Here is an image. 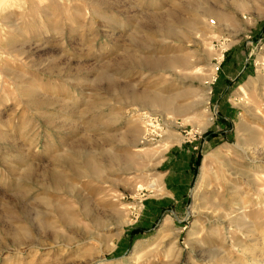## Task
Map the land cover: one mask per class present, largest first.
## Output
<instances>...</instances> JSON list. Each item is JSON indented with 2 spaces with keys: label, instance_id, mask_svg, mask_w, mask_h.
<instances>
[{
  "label": "rangeland",
  "instance_id": "1",
  "mask_svg": "<svg viewBox=\"0 0 264 264\" xmlns=\"http://www.w3.org/2000/svg\"><path fill=\"white\" fill-rule=\"evenodd\" d=\"M9 4L0 264H264V196L258 207L253 193L264 175V3ZM167 130L181 136L163 149ZM173 158L188 184L174 200L164 187Z\"/></svg>",
  "mask_w": 264,
  "mask_h": 264
},
{
  "label": "bare ground",
  "instance_id": "2",
  "mask_svg": "<svg viewBox=\"0 0 264 264\" xmlns=\"http://www.w3.org/2000/svg\"><path fill=\"white\" fill-rule=\"evenodd\" d=\"M10 1H12V0H0V8H1V5H2V3H4V4H6V6H11L9 3H10ZM202 1V0H201ZM241 1V0H240ZM252 1V0H251ZM253 1H258V2H261V3H264V0H253ZM241 3V2H240ZM235 4H237V3H235ZM242 4V3H241ZM243 4H245V3H243ZM198 5V4H197ZM193 6V5H192ZM207 10V9H206ZM205 10V11H206ZM2 11L0 10V13H1ZM205 14H207V13H205ZM204 14V15H205ZM203 15V14H202ZM225 15H223L222 17H224ZM220 17V16H219ZM221 17V18H222ZM204 18V17H203ZM166 23V22H165ZM173 23V22H172ZM169 24H171L170 22H169ZM206 24V23H205ZM204 24V25H205ZM174 25V24H173ZM163 26V25H162ZM167 26V25H166ZM191 26V25H190ZM168 27V34L170 35L171 34V36L173 35L174 36V29H172V27H169V26H167ZM209 27V26H208ZM163 28H164V26H163ZM165 30V29H164ZM165 32V31H164ZM210 33V32H209ZM167 35V34H166ZM168 37V36H167ZM12 44V43H11ZM18 51V50H17ZM20 55V54H19ZM219 55V54H218ZM217 55V56H218ZM220 57V56H219ZM220 59V58H219ZM218 59V60H219ZM180 60V59H179ZM181 60H182V58H181ZM180 60V61H181ZM143 63H145L144 65H148L149 66V64H153V63H155V62H153L152 61V59H151V61L153 62H150L149 60H146L145 59V61H143V60H141ZM140 62V61H139ZM159 62V61H158ZM157 63V62H156ZM141 64V63H140ZM180 66V65H179ZM182 66V65H181ZM198 70V69H197ZM214 71V70H213ZM6 72V71H5ZM196 72V71H195ZM264 73V72H263ZM213 75V74H212ZM212 75H210V77L212 76ZM263 75V74H262ZM210 79H212V78H210ZM209 79V80H210ZM261 92V91H260ZM131 93V92H130ZM135 93V94H134ZM133 94L135 95V96H133V99H135L136 101H138V102H140V99L142 98L143 100H146L145 99V96H143V95H139L138 94V96L140 97V99L138 98V96H136V92H134ZM263 93V92H262ZM205 94H207V96H208V94H209V91H207V93H205ZM127 96V95H126ZM130 95H128V97H129ZM163 98V97H162ZM28 99V98H27ZM206 99V98H205ZM154 99H151V101H153ZM207 100V99H206ZM135 101V102H136ZM149 101V100H148ZM147 101V102H148ZM128 102V101H127ZM150 102V101H149ZM34 103V102H33ZM129 103V102H128ZM165 104H167V103H165ZM257 105H259V104H257ZM155 106V104L153 105V107ZM143 107V106H142ZM156 107H159V105L157 106V104H156ZM164 107H166V105L164 106ZM163 107V108H164ZM169 108V107H168ZM166 110H168V109H166ZM175 110V109H174ZM152 111V110H151ZM150 111V112H151ZM259 111V110H258ZM261 113V112H260ZM142 115L143 114H139V115H135V116H137V120H139V121H141V124L142 125H144V123H146V122H142ZM257 115V114H256ZM258 116V115H257ZM260 116V115H259ZM144 118V117H143ZM148 119V118H147ZM185 119V118H184ZM263 118L261 117L260 118V120H262ZM264 120V119H263ZM146 121V120H145ZM165 122H166V124H170V125H172V124H174L175 123V118H170L169 116L168 117H165ZM210 122L211 121H207V122H203V124L202 125H197V129L198 130H204L209 124H210ZM264 122V121H263ZM149 125V124H148ZM146 125H144L143 127L141 126V131L143 130H145V129H147L146 127H145ZM169 126V125H168ZM154 127V126H153ZM146 131V130H145ZM264 131V130H263ZM147 134V133H146ZM142 136V135H141ZM145 136V135H144ZM181 136V135H180ZM180 136H178L177 134H174L173 132H169L168 130L167 131H165L164 132V144H163V149H165V148H167V146L169 145L168 143H170L172 140L173 141H178V140H180ZM142 139V138H141ZM140 143H146V141H145V139L143 140V142H140ZM148 143V142H147ZM167 145V146H166ZM258 145V144H257ZM165 146V147H164ZM249 149V148H248ZM252 149V148H251ZM263 150V149H262ZM244 153V152H243ZM251 153V152H250ZM208 155V154H207ZM211 155V154H210ZM210 155H208L207 157H206V159L210 156ZM255 157V156H254ZM246 158V157H245ZM257 158H255V160H256ZM254 164H255V162H254ZM252 165V164H251ZM257 165V164H256ZM260 166V165H259ZM259 169V168H258ZM261 169V168H260ZM260 173H263V171L261 170V171H259L258 172V174H260ZM258 174H256V181L254 182V185H253V187H254V192L253 193H255V196L258 198V199H260V201H257V202H255L254 203V205H256V206H260L261 205V198H260V196H264V184L262 185V184H258V182H260V181H262V179H263V177H264V175L263 176H260V175H258ZM54 176V175H53ZM50 177H52L51 175H50ZM53 178V177H52ZM52 181H54V180H52ZM248 182V181H247ZM264 182V181H263ZM248 183H250V182H248ZM253 183V182H252ZM247 185H249V184H247ZM149 187V186H148ZM254 198V197H253ZM264 198V197H263ZM255 206V207H256ZM240 208V205L238 206V209ZM244 210H245V207H242V211L241 212H244ZM242 214V213H241ZM236 218V217H235ZM248 218V217H247ZM238 221V220H237ZM239 222V221H238ZM163 227V226H162ZM109 240V239H108ZM110 245H112V244H110ZM107 247H106V249H108L109 248V244H107L106 245Z\"/></svg>",
  "mask_w": 264,
  "mask_h": 264
},
{
  "label": "crops",
  "instance_id": "3",
  "mask_svg": "<svg viewBox=\"0 0 264 264\" xmlns=\"http://www.w3.org/2000/svg\"><path fill=\"white\" fill-rule=\"evenodd\" d=\"M181 147H179L177 150V152L179 153ZM186 154V160L185 162L182 164V171L185 173V175L182 177V179H188L189 181H191L192 177H193V173H194V164H195V159H196V152H193L192 150H188L185 151ZM171 163L168 165V170L165 172L164 177L167 179V183H165L164 187L165 189L169 188V197L174 200L176 197H179V193H178V189L186 186L188 187V184H181L180 183V179L181 176L180 171H178L177 169H174L171 165L175 163V158L171 159L170 161ZM176 174L178 175L176 178Z\"/></svg>",
  "mask_w": 264,
  "mask_h": 264
}]
</instances>
